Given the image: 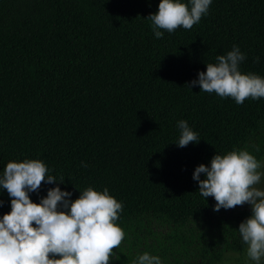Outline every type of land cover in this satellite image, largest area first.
Segmentation results:
<instances>
[{"label": "trees", "instance_id": "1", "mask_svg": "<svg viewBox=\"0 0 264 264\" xmlns=\"http://www.w3.org/2000/svg\"><path fill=\"white\" fill-rule=\"evenodd\" d=\"M158 4L0 0V177L9 161L35 159L64 178L29 192L36 203L56 186L69 200L107 188L125 233L109 264L145 252L162 264H256L238 231L251 209L214 211L193 172L240 148L264 170V97L237 104L188 84L234 45L241 73L264 78V0H212L199 23L160 39L146 18ZM180 120L198 142L175 143ZM10 200L0 187V219Z\"/></svg>", "mask_w": 264, "mask_h": 264}, {"label": "clouds", "instance_id": "2", "mask_svg": "<svg viewBox=\"0 0 264 264\" xmlns=\"http://www.w3.org/2000/svg\"><path fill=\"white\" fill-rule=\"evenodd\" d=\"M212 0H190V7L182 0H159L158 10L146 18L151 21L157 39L160 29L169 33L177 28L191 29L207 14ZM245 59L238 46L216 57L217 63L206 64L197 79L188 86L199 85L200 90L215 92L221 98L232 97L237 104L251 97H264V78L242 74L240 62ZM257 61L259 58H256ZM178 146L199 141L187 121L178 122ZM259 147L255 151L259 152ZM86 167V165H84ZM261 163L246 148L233 149L223 155L214 154L209 165L199 164L193 179L198 182L199 194L216 201L213 210L231 209L248 203L251 215L239 224L238 231L247 245V256L260 264L264 257V190L258 171ZM48 168L40 160L9 161L0 177V187L7 190L10 211L0 219V264H109L113 249L119 248L125 233L115 221L122 204L108 189L102 192L92 187L79 191L78 198L69 200L71 193L59 186L48 189L39 203L29 198L47 178L48 183L59 181L48 175ZM201 173L204 178L201 179ZM134 264H162L158 256L145 252Z\"/></svg>", "mask_w": 264, "mask_h": 264}, {"label": "rangeland", "instance_id": "3", "mask_svg": "<svg viewBox=\"0 0 264 264\" xmlns=\"http://www.w3.org/2000/svg\"><path fill=\"white\" fill-rule=\"evenodd\" d=\"M264 170H260V172L262 173V177L261 178H264V172H263ZM256 187H258V188H260V189H262V190H264V181L261 179V182H260V184H258ZM240 207H243L245 210H250L251 209V206L248 204V203H245V204H243V205H239Z\"/></svg>", "mask_w": 264, "mask_h": 264}]
</instances>
